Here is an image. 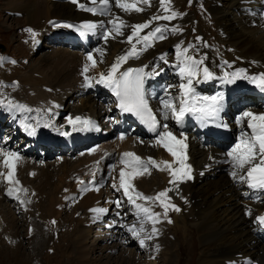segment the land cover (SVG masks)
Returning a JSON list of instances; mask_svg holds the SVG:
<instances>
[{"label":"bare ground","instance_id":"obj_1","mask_svg":"<svg viewBox=\"0 0 264 264\" xmlns=\"http://www.w3.org/2000/svg\"><path fill=\"white\" fill-rule=\"evenodd\" d=\"M181 1L182 0H166L168 12H165L163 8H161L159 0H148V4L140 0L137 6L140 7L142 11L136 12L134 10H129L125 12L116 7L114 11L111 10V14L108 16L111 18L106 19L104 17L94 16L91 12L84 9L87 5L92 4L91 0H78L77 3H73V0H70L68 4L51 3L47 0H0V5L7 7L8 11L24 14L25 18H22L23 20L18 21L17 24L21 22L27 26H33L38 24L42 19H47L49 17H66L71 19L74 23L65 22L63 20L50 21L48 26L51 30L46 31L44 29L47 34L43 36L45 39L47 37L51 40L52 43L57 41L60 42L61 38L73 41L79 40L81 42V46H77L79 50H71L62 45L58 46V44L55 47L51 46L50 49L45 52L51 51V53L46 55H44V53L43 58L38 64H35V66L29 69L26 67V70L22 71L20 69L15 71V66H13L14 64L11 63V60L4 57L1 58L2 56L0 55V107L2 108V112H9L5 118L1 116V118L4 119H0V125L9 121L10 129H12V125L16 120L12 117L11 110L16 108L18 110H13L14 114H20L21 111L23 115L22 118L28 117L29 120H31L23 129V131L30 132L40 123H44L43 120H50V118L55 119L56 113H52V110L58 109L57 123L64 122V125H68V133H70V135H62L60 137L56 133V127L54 125L42 127V131L46 134L51 133V135H54L57 139L60 138L61 148L66 150L62 154H54L52 150L45 148L44 150L47 154L45 159L51 156L56 158L52 164L41 162V160H39L40 157H37L35 154L26 155L29 151V142L21 144L22 146L20 144H15L13 146L5 144L2 148L0 147V227L1 225L4 227L3 233L1 234L4 236L8 235L10 238L7 242L11 241L14 245L11 248L13 253L12 257L16 258L19 263L23 260H21V246L18 247L19 239H17L16 236L17 232H19L16 217L21 210L27 211L31 215V209L29 208L31 205L27 202L29 199L22 203L26 195L24 192L27 191L30 196L34 194L33 201L35 202V206H38L42 202V199H46V205L48 206L46 209L49 208L50 213H54L52 215L53 217L49 216L48 219L44 221L47 225V235L48 237L50 236V238L47 239V244L50 241L54 244L58 240L55 238L54 233L58 224L62 222L60 213L62 211L61 204L68 201L66 207L68 211L69 209H74L79 206L83 201L80 209H77L79 211L75 213H78L80 216L77 218L75 229L73 228V236L70 234L71 246H73L77 260H81L84 258V255L87 256L88 254V257H93L94 252H96L98 253V257L103 261L106 260L104 261L105 264H137V259L141 252L145 260L148 261L147 264H173V259H171L173 258L172 251L169 250L168 254L159 256L156 249L157 244L155 237L146 239L145 246L141 247L138 239L133 238L132 234L128 231V228L133 224H136L137 228L139 227L137 218L138 209L135 205L127 204V197L123 195L122 189L113 190L115 188L113 187V189H111L110 187L112 185L108 187L107 184H104L102 187L100 185L95 187V185L99 184L102 180L103 182L107 181L110 175L119 183V172L124 168V164L121 163L123 153L132 152L141 157L142 164L148 169V171L143 172V174H137L132 180L135 189L143 196L148 197L149 195V197L153 198L158 195L156 191L160 193L171 189L167 191V194L170 195L172 193L175 197V201H173V197H168L169 199H167L172 201L171 203L167 202V200L165 201L170 205H176L180 209L179 212L176 211L177 221L185 225L190 219H193L194 222L189 224H192L199 234L200 232L203 233V235L201 234L203 240L201 239L199 252L197 250L196 253L199 263L264 264V231L258 229V226L261 225L256 220V217L264 216V190H253L248 186V182L246 181V169L240 172L237 178L234 179L231 173L236 169L233 167L231 157L227 155L228 152L241 142L242 138L247 139L251 137V128L248 127L250 118L243 117V114L245 112H252L255 115H264V94L258 96L260 98L254 104L245 101L241 109L240 103H238L239 106L235 103L237 105V114L235 118L229 119L228 114L224 112L220 115L219 119L216 118L213 120L212 118H208L206 121H201L202 117L198 113L191 115V119L197 122L185 121L182 122V124H177L170 113H168L167 119L164 118L165 110L163 109L161 101L171 100L174 104L179 106V102L183 97V90L180 88V85L187 82V77L181 75L180 78L177 79L176 73L178 70L175 71V73L172 71L169 77L160 73L153 74L155 71L153 68L164 69V60H161V56L166 59V64H169L172 70H174L177 65L180 68L188 56L195 60L202 61L203 63L200 65L201 70L199 76L203 73L204 67L209 68L213 66L212 64L216 63V61L226 62L228 60L227 62H229L230 65L227 69H224V73L220 75L212 74V78L226 76L229 80L232 73H239L236 78L239 81L231 83V85L237 87L230 85L226 94L228 97L242 93L248 96L247 93L250 92L248 89L249 86H245L246 89L242 88V83H244L243 78H247V76L232 64L235 63V65L243 67L251 74V77L264 75V10L260 15L255 9H251L247 12L243 11L249 19L245 20L242 32H237L232 30L231 23L226 19L225 13L221 11L219 7H213L215 0H211L210 8L218 15L217 25L220 28V38L223 40L222 44L227 42L228 44L226 46H230L225 49H217L213 45L211 46L204 42L199 45H194L193 42H190L191 39L187 31L180 32L179 23L183 20H188L184 15L181 16ZM122 2L134 3L136 0H122ZM81 4L85 7L81 8ZM110 4H115V0H110ZM223 5H225L223 8L230 9L233 7H249L251 4L248 5V0H227V2H223ZM259 7L264 8V5ZM172 12L177 13V15L171 20H152L154 16H170ZM252 15H256L257 17L252 18ZM116 17L124 21V26L121 28L123 35L116 36L113 33L109 36V39L105 41L103 39V33L105 30L112 29V24H110L109 21ZM250 17L252 19H250ZM10 21H12L10 16L3 20L7 28H9V25H12ZM149 21H151L150 27L144 29L139 35L142 37L156 27H160L162 30L167 29V31L164 32L166 38L163 40L150 38L147 42L143 40L137 41V38H134L133 44L136 46L137 54L141 52L140 56L134 61L131 58L137 57V54L130 56L126 62L122 63L119 72H123L127 68H143L142 65L148 62L147 67L144 68L146 73L144 90L149 108L161 125V127L158 128V132L163 131V124H167L168 130L172 131L177 138L184 139L186 137L185 143L187 148L185 149V154L187 159L185 164L192 169V179L184 180L183 182L177 181L176 184L169 183L172 179L170 172L164 168V165L160 162L167 161L172 165L173 169H179L180 165L161 144L156 143L157 137L151 140L138 139L135 137L137 131L134 126L130 131L131 136L127 137L124 141H119L115 138V133L114 135L112 134L111 119L113 123H116L122 112L119 108V101L111 89L100 87V83L96 86V81L99 79L100 73H107L116 62L117 58L121 55H125L132 48V44L127 42V37L132 32L131 25ZM53 23H58L59 25H72L74 27H57L58 29L53 30V26L51 25ZM87 23H94L97 25L96 30L100 35L99 39L95 40L92 33H89L87 38L83 39V37L79 35V32L75 30V26ZM174 27L177 28L178 31L173 32L172 28ZM55 31H57V34ZM74 31H76L73 33L75 36L71 38L68 33ZM148 42L151 49L144 52L139 51L144 49V45ZM189 46H191L190 50L184 53L183 49L189 48ZM97 49L100 51H97ZM89 54L93 56L96 62L95 67H92V61L87 60ZM233 61L234 63H232ZM86 64L88 65L87 76L90 78L91 87H85L84 67ZM150 66L152 67L151 70L149 68ZM6 67H8L9 70L5 71ZM156 77L159 78L158 82L155 81ZM197 79L198 78L193 79L192 89L194 95L199 98L204 87H201V80ZM257 83L258 82L250 86H257ZM102 85L104 86V84ZM87 89L91 90L89 93L91 95L92 93H97L95 99L92 98V100L88 97L86 100H81L84 99L86 95H89ZM203 94L205 93H202V95ZM207 94L208 93H206V95ZM10 96L15 98L14 102H8ZM105 96L109 99L110 108L104 105L103 98ZM204 98L208 99L205 100ZM211 98L212 97L203 96L197 99V101L207 102L210 101ZM71 102L72 104H70ZM80 102L85 103L81 104ZM100 103H102L104 107L101 106L102 104L100 105ZM220 104L222 107L223 105L221 102ZM77 116L81 117L83 120H90L93 124V118L97 121L101 119V122L104 120L105 126L103 130L101 129V131H104L101 134L103 138H92L90 136V131H73L72 125L68 123V118H75ZM20 124L24 126V120H20ZM213 125L219 126L222 130H227L226 126L227 128L230 126L233 131H235L233 134L238 137V140L234 142V140H232L233 136L231 135L228 137L230 142L226 147L227 149L222 150L214 147L217 146V144L211 138L201 137L200 140L195 138V134L198 130L210 128ZM181 132L184 134V137H180ZM1 133H4L5 137L3 143L7 138L10 140V143L13 142L11 138L15 134L14 132L9 135H7V131H2ZM242 133L244 134L243 137ZM77 137L92 140L95 143L88 144L82 150L73 148L67 149ZM65 144H67L66 148L63 147ZM6 146L7 148L9 147L8 150L4 149ZM93 148L96 149L94 153L91 152ZM5 151L16 152L20 157L19 159L11 160V163L14 165L12 168L5 167V157L3 155ZM33 157H35V159ZM149 158L156 161L159 167L148 164L147 161ZM111 160H113V163L109 164ZM98 161L99 163H97ZM220 163L230 167L228 176L223 175L216 183L208 182L197 184L199 186L197 187L196 183L199 179L195 178L197 172L206 164L216 165ZM95 167H97V170H94L95 173H93L94 175L92 176L90 173ZM161 168H164V170H160ZM125 170L131 171L130 168ZM9 172L13 174V180L18 183L9 182ZM202 172L203 171H201V174ZM239 176H245V181H240ZM25 186H27V190H22L20 192L19 188ZM194 186L197 188L195 189ZM86 187L94 188L88 191ZM96 188H99V191H97ZM9 189H12L11 195L8 194ZM3 190L4 200L1 197ZM247 191L248 194L245 196L244 192ZM153 193H155V195ZM7 195H9L8 198H6ZM56 195L60 197L59 200ZM74 198L77 202L73 201ZM116 200L124 202L120 208H117L115 203H113V201ZM141 202H144V205ZM156 202L157 200H149V203L144 200H137L136 204L147 208H150L152 204L157 209L156 213L160 214ZM14 206H20V211L13 208ZM110 207L113 209L108 213L107 211ZM169 208L172 210L171 207ZM53 209L54 211H52ZM94 209H106L107 211L100 213L98 211H93ZM249 209L251 210L250 214L248 211ZM15 211H19L17 215ZM117 213H119V215H117ZM140 216L142 217L143 213H140ZM160 219L161 222L156 224V227L159 229V236L161 235L162 237L163 235H167V225L165 223V218L161 214ZM25 224L24 226L28 228L31 239L29 240L26 234V247L31 251V245L35 238L32 234V227L27 224V222ZM110 224L113 226L109 227ZM151 227L152 224L150 221L145 223L146 232H149ZM192 234L191 232L190 235L192 236ZM140 235L143 237L145 233H141ZM88 240H90V247L93 248L94 252L91 248H86ZM118 248L121 252L120 256L113 257L114 252ZM134 248H136V250H134ZM182 249H186L185 243L184 245L181 244L179 250L177 249L176 264H179L182 258ZM188 249L185 251L186 255L191 254V251ZM32 259H34V254ZM89 260H91V258L86 259V262Z\"/></svg>","mask_w":264,"mask_h":264},{"label":"rangeland","instance_id":"obj_2","mask_svg":"<svg viewBox=\"0 0 264 264\" xmlns=\"http://www.w3.org/2000/svg\"><path fill=\"white\" fill-rule=\"evenodd\" d=\"M241 1H246V0H241ZM223 2H227V0H215V4H213V7L214 6L219 7V9L225 13L226 19L229 20L231 23L232 30L237 31V32H239V31L242 32L243 24H244L245 20L249 19V17H247L243 11L247 12L251 9H255L258 11V13L260 15L263 13V10H264L263 7H259V6L264 5V0H253V1L248 0V5L251 4L249 7L248 6L247 7H241V8L233 7L230 9L223 8V6H225V5H223ZM63 4H68V1L66 0V2H63ZM97 4H99V3H97ZM210 4H211V0H182L181 6H180L181 16L184 15L185 17L188 18V20H183L182 21L183 23L182 22L179 23V25H180L179 30H181L180 32L187 31L189 33V37L191 39L190 42L191 43L193 42L194 45H199L200 43L204 42L206 44H210L211 46L213 45L217 49H225L226 47L229 48L230 46H226L228 44L227 42L222 44L223 40H221V38H220L221 37L220 28L217 25L218 15L216 14L215 11H213L210 8ZM0 7H1V9H0V55L2 56L1 58L11 57L12 58L11 60L15 61L14 65H13V66H15V69H16L15 71H17L18 69H20L21 71L26 70L25 69L26 67H28L27 69H29L32 66H35V64H38L44 55L51 53V51H48L47 53H45L47 50L50 49L49 46H47L45 44L43 46H41L42 41L43 40L45 41V38L43 35L47 34L45 32V30L46 31L51 30V28L48 26V23L50 21L63 20L65 22L74 23L71 19L66 18V17H49L47 19H42L38 24L33 25V26H27L25 24H22L21 22H19V24H17L18 21H22L25 18L24 14L23 13H20V14L19 13H12V12L8 11L7 7L1 6V5H0ZM115 9H116V6H115V4H113L112 10L114 11ZM9 16L11 17L12 21H10V22H12V25L11 26L9 25V28H7L6 27L7 25L4 24L3 20H4V18L9 17ZM251 17L255 18L257 16L252 15ZM251 17H250V19H252ZM109 18H111V17H108V18L106 17V19H109ZM51 25L53 26L52 27L53 30H56L59 28V27L57 28V26H56V25H59L58 23L57 24L53 23ZM27 29H31L33 32H35L36 33L35 37H33L31 35V33L27 31ZM57 31H55V33ZM75 32L76 31H74L72 33H68V34L71 36V38H73L75 36V34H73V33H75ZM40 34H42V36ZM92 35L95 37V40L99 39V37H100L97 30ZM198 37H199V39H197ZM78 39H80V38H78ZM53 43H55V42H53ZM36 44L38 45V48H42V49L39 50L38 48H36ZM51 46L55 47L56 45H51ZM227 61L226 62L225 61H222V62L216 61V63H213L212 64L213 66H210L208 68V70L212 74L220 75L221 73H224V69L225 68L227 69V67L230 65L229 62H227ZM232 63H234V61ZM163 65H164L163 66L164 69L153 68V70L157 71L160 74H163V75H166L167 77H169L171 75L172 69H171L170 65L166 64L165 62H163ZM232 65H234L235 67L240 69V71L244 75L247 76V78L246 77L243 78L244 83H242L243 84L242 88L246 89L245 86H247V85L250 86V85L256 83V82H252V80L250 79L251 74H249L243 67H239V66L235 65V63ZM149 68L151 70L152 67L150 66ZM7 70H9L8 67L5 68V71H7ZM9 75H11V74H9ZM158 80H159V78L156 77L155 81L158 82ZM197 80H201V83H202L201 87H204V90L202 93H205L203 95L201 93L199 99L202 98L203 96L204 97L205 96L206 97H217V98L222 97L223 99L220 102L222 103V105H223L222 107L225 109V112L228 114L229 119L235 118V116L237 114V111H236V114H230V112L228 110L229 104L234 105L236 103L238 105V103H240V109H241L244 102L248 99V96H246L243 93L242 94H235L231 97H228L226 92L217 83L218 81L216 78L206 80V79H204L203 73L198 77ZM164 81H167V80H164ZM237 81H239V80L235 79L232 82L235 83ZM231 86H233V85H231ZM233 87H237V86H233ZM87 90H88V94H89L91 90L90 89H87ZM93 90H95V89H93ZM206 93H208V94L206 95ZM95 96H97V93H92V95L91 94L86 95L85 98L81 99V100H86L88 97L91 99L92 98L95 99ZM259 98L260 97H257L256 101H258ZM80 103L82 104L85 102H80ZM70 104H72V102ZM101 104L102 103H100V105ZM104 105L102 104L101 106L104 107ZM75 107H73V108H75ZM104 126H105V122L103 120L102 122H100V128L103 130ZM228 128L226 126L227 130L233 131V129L230 126H228ZM112 132H113L112 134L114 135V131H112ZM234 132L235 131H233V133ZM232 136H233L232 140H234V142H235V140L236 141L238 140L237 136H234V134ZM3 139H5L4 133L0 132V147L1 148L5 145L3 143ZM5 143H6V145L7 144H10L12 146L15 145V143H13V142L10 143L9 139L5 140ZM63 147L66 148L67 144H65ZM8 148L6 146L4 149L8 150ZM68 149H71V148H68ZM34 159H35V157H34ZM36 159H38V158H36ZM55 159L56 158L54 156L48 157L47 159H43V160L41 158H39V160H41V162H43V163L47 162V164L54 163ZM222 164L223 163L216 164L217 166L212 165V164H206L205 166H203L202 168L204 170L201 168L197 172V175L195 176L196 179L199 178L196 185L200 184V183H208V182L209 183H211V182L216 183L217 181L220 180V178L223 175L228 176V171L230 170V167L226 164H224V165H222ZM214 166H216V167L213 168ZM201 171H203L202 174H201ZM200 174H201V176H200ZM104 176H107V175H104ZM115 181H117V180L114 179V177L110 175L108 177L107 181L103 182V180H102L98 185H101V187L104 184H107L108 187H110L112 185L110 188L113 189V184H115L116 187L113 190H117V189H119V183H118V181L117 182H115ZM38 183H39V181H38ZM194 187L196 189L199 186L197 185V187L196 186H194ZM22 190L23 191L27 190V186L19 188L20 192ZM3 192H4V190L1 193V197L4 200L5 197H4ZM24 193L26 195H25L24 199L22 200V203L29 199L27 202L31 205L29 207L31 209V215L27 211H24V210H21V212L18 214V212L20 211L19 210L20 206H18V207L14 206L13 207L16 210H19L18 212L15 211V214L16 215L18 214L16 218H17L18 230H19V232H17L16 236H17V239H19L18 247L21 246V253L23 256V258L21 256V260H23V261L21 263H19V261H17L16 258L12 257L13 253L11 251V248L14 245L11 241L7 242L10 239L8 237V235L4 236L1 234V233H3V230H4L3 225H1V227H0V264H105L104 261H106V260L103 261L100 257H98L97 256L98 253L94 252L93 248L90 247L91 246L90 240L87 241L86 248L87 249L91 248V250L94 252L93 257H88V255H89L88 254L87 256L84 255V258H82L81 260H77L75 257V254H74L73 246H71L72 243L70 240V234L73 236L74 229L77 225V220H78L77 218L80 216L78 213L77 214H75V213L79 211L77 209H80L83 201L81 202V204L79 206L75 207L74 209L73 208L69 209L67 211L66 207H67L68 201L66 202L64 200L65 202H63L61 204L62 211L60 212L61 213V221L63 223L61 222L56 227L55 233H56L57 237L55 236V233H54L55 238L58 239L59 241L57 240V242L54 244L50 241L47 244V239L50 238V236L48 237V235H47V225L44 221H46V219H48V217L52 216L54 213L51 212L52 213L51 214L49 211V208L46 209L48 207L46 205V199H44V200L42 199V202L38 206H35V202L33 201L34 194H32L30 196L27 193V191ZM153 194L155 195V193H153ZM156 194H158L157 191H156ZM167 195H168V197H173L174 198L173 201H175V197L173 196L172 193L170 195L169 194H167ZM8 197H9V195L6 196V198H8ZM148 197H149V195H148ZM57 198H58V200L60 199L59 196H57ZM161 199L163 200L164 198H161ZM16 202H18V201H16ZM75 202H77V201L75 200ZM145 202L149 203V201H145ZM164 202L166 203V201H164ZM167 202L171 203L172 201L167 200ZM55 203H56V201H55ZM141 203L144 205V202H141ZM156 204H157L158 210L160 211V214L164 217V215H163L164 209H163V207H161V201L157 200ZM111 207H113V206H111ZM111 207L108 209V211H107L108 213L113 209ZM41 209H43V210H41ZM149 209L151 212H154V213H156V211H157V209L152 204H151ZM52 211H54V209ZM48 213H50V214H48ZM38 214H42V215H38ZM176 216H177L176 211H174L173 209L171 210L169 208L168 212H167V217H164L165 223L167 225L166 226L167 235H163L161 237V235L159 236V233H158V236H155V241L157 244L156 249H158L157 251H158L159 256H163L164 254H168L169 250H170L173 252V258H171V259H173V264H176V255L178 254L179 247L181 246V244L184 245V243H185L186 249L189 248L188 250L191 251V254L186 255L185 254L186 249H182V251H181L182 258L180 259L179 264H187V263L188 264H201L197 261L196 253H197V250L199 252V249H200L199 245H200L201 241L203 240V238H202L203 233L200 232V234H199L198 231L195 229V227L192 224H189V223L194 222L193 219H190L188 223H186L185 225H182L180 221L179 222L177 221L178 219L176 218ZM41 219H43V220H41ZM72 219H73V221H72ZM168 220H171V223H169ZM26 222H27V224H29L32 227V230H33L32 234L34 235V238H35V240H33V244L31 245V251H29V248L26 247V240H27L25 238L26 234L28 235L26 237H28V239L31 240L30 235L28 233V228H25ZM24 224H25V226H24ZM25 229H26V232H25ZM68 231H70V232H68ZM191 232L193 233L192 236L190 235ZM61 233H64V234H61ZM61 236H62V238H61ZM109 238H111V237H109ZM100 239H102V238H100ZM107 240H111V239H107ZM166 241H167V243H166ZM99 242H101V241H99ZM6 249H8V250H6ZM134 250H136V248H134ZM33 254H34V259H32ZM112 254H113V252H112ZM120 254H121V252L119 251V248H118L114 252L113 257L120 256ZM139 255L140 256L137 259V261H138L137 264H141V263L147 264L148 261L145 260L143 254H141V252H140ZM88 258H91V260H89L90 262L89 261L86 262V259H88ZM158 262H159V260H158ZM160 262H161V259H160Z\"/></svg>","mask_w":264,"mask_h":264},{"label":"snow or ice","instance_id":"obj_3","mask_svg":"<svg viewBox=\"0 0 264 264\" xmlns=\"http://www.w3.org/2000/svg\"><path fill=\"white\" fill-rule=\"evenodd\" d=\"M78 0H73V3H77ZM140 0H136L134 3L122 2V0H115V6L122 9L125 12L129 10H134L136 12L142 11L137 4ZM92 4L99 3L104 8L108 7L110 0H91ZM143 3L148 4V0H143ZM161 8L165 12H168V8L166 7V0H159ZM81 8L85 6L83 4L80 5ZM85 10L91 11L93 13L97 12L96 8H86ZM101 15L104 14L103 10L100 12ZM177 15V13L172 12L170 16L165 15L154 16L152 20H171ZM112 24V29L105 30L103 33V39L107 41L111 34H115L116 36L123 35L121 28L124 26V21L120 20L119 17H116L109 21ZM151 21L131 25L132 32L127 37V42L132 44V48L125 54L121 55L117 58L116 62L111 66L110 70L107 73H100L99 79L96 81L97 83L104 84L105 87L111 89L113 94L117 97L119 101V108L123 112L131 113L141 120H143L151 131L156 133L157 135V144H161L168 153L176 160V162L180 165L179 169H173L172 165L167 161H161L160 163L164 165L172 177L169 181L170 184H176L177 181L183 182L184 180L192 179L191 175V167L185 164L187 156L185 154V149L187 145L185 143V139L177 138L176 135L173 134L172 131L168 130V125L163 124V131H157L158 128L161 127L159 122L157 121L155 115L152 114V110L149 108L148 100L146 99L145 90H144V82H145V70L144 68H129L123 72H119V69L122 63L126 62L130 56L137 54V49L135 44H133V39L137 38V41L143 40L145 42L149 41L150 38L163 40L165 39L164 32L167 29H161L160 27H156L154 30L150 31L148 34L144 36H140L139 34L143 32L144 29L150 27ZM57 27H74L72 25H56ZM97 25L94 23L82 24L79 26H75V30L79 32L81 37L88 35L89 33L94 34L96 32ZM28 32L31 33L33 37H35L36 33L31 29H27ZM173 32L178 31L177 28H172ZM199 39V37L197 38ZM148 46L147 44L145 45ZM189 48L183 49L184 53H187ZM97 51H100L97 49ZM138 58V54H137ZM88 61H92V67L96 66V62L93 59V56L89 54L87 56ZM161 60H164L167 63L166 59L161 56ZM11 63H15V61H11ZM202 61L195 60L194 58L188 56L182 63L180 67V74L182 76L187 77V82L185 84H181L180 88L183 90V97L181 98L179 106L174 104L171 100H162L161 104L163 109L165 110V119L168 118V113L171 114V117L177 122V124H182L185 114L191 113L193 115L199 113L201 117L206 121L208 118L216 119L219 112L221 111L220 101L223 99L222 97H212L211 103L197 106L195 103H189L187 98L191 97L193 101L199 99L194 95L192 89V83L194 78H198L200 73V65ZM88 65L86 64L84 67L85 73V87H91L92 84L90 82V78L87 76ZM153 74H159L155 72ZM239 73H232L231 78L228 80L231 83L233 80L237 78ZM203 76L204 79L208 80L212 78V73L208 70L207 67L203 68ZM252 82H257L258 87L264 88V75L259 77H251ZM207 100L208 98H204ZM243 117L250 118V122L248 127L251 128L252 135L250 138L244 139L242 138L241 142L236 145L230 152L227 153L233 162V167L236 169L231 173L233 178H237L238 174L246 169V181L248 182V186L253 190H264V115H255L252 112H245ZM68 123L72 125L73 131H90L95 129L99 131V128L96 127L90 120H83L81 117L77 116L75 118L69 117ZM239 123V121H238ZM30 135L35 134V130H31L29 132ZM62 135H70L68 132L61 133ZM244 134L242 133V137ZM180 137H184V134L181 132ZM125 137L121 136L120 139L123 140ZM96 149L93 148L91 152H95ZM5 157V167L12 168L14 165L11 163L13 159H19V155L16 152L5 151L3 152ZM99 163V161L97 162ZM121 163L124 164V168H122L119 172V189L123 190V195L127 197V201L129 204L135 205L138 209L137 218L139 227L137 228L136 224H133L128 228V231L132 234L133 238L138 239L141 247L145 246L146 239H152L157 236L159 233V229L156 227V224L161 222L160 214L151 212L147 207H141L136 204L137 200L144 201H161V207L164 209V217H167V212L169 207H171L174 211L179 212L180 209L175 205H170L169 203H165L164 201L169 199L167 196V191H162L158 193L156 197H145L140 192H138L132 184V180L135 178L137 174H143V172L148 171L147 167L142 164L141 157L137 156L132 152L123 153V157L121 158ZM148 164H151L155 167H159L156 161L149 158L147 161ZM131 169V171H126L125 169ZM161 168L160 170H164ZM115 170V169H113ZM13 174L9 172L8 180L10 183H18L13 180ZM240 181H245V176H239ZM83 183V182H82ZM115 188L116 185L113 184ZM99 191V188H96ZM8 194H12V189H9ZM161 198H164L163 200ZM117 208L121 207V201L116 200L113 201ZM93 211H98L100 213H104L106 209H94ZM249 214L251 210L249 209ZM140 213H143V216H140ZM119 215V213H117ZM257 222L264 226V216L256 217ZM148 221L151 222L152 227L149 232L145 230V223ZM171 223V220H168ZM54 223V222H53ZM113 225L110 224L109 227ZM141 233H145L143 237H141ZM158 250V249H157Z\"/></svg>","mask_w":264,"mask_h":264}]
</instances>
